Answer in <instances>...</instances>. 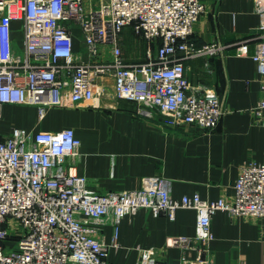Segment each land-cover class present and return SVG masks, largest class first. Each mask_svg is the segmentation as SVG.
Segmentation results:
<instances>
[{
  "label": "built area",
  "instance_id": "1",
  "mask_svg": "<svg viewBox=\"0 0 264 264\" xmlns=\"http://www.w3.org/2000/svg\"><path fill=\"white\" fill-rule=\"evenodd\" d=\"M204 10L200 0H0V120L6 104L35 105L40 118L48 108L96 104L100 81L110 76L116 96L136 102L140 115L157 110L169 126L215 129L222 100L210 86L192 85L186 74V60L222 49L191 39ZM255 10L262 33L252 58L263 84L253 112L264 126V0H255ZM16 20L22 21V48L13 39ZM127 27L149 44L142 61L130 62L123 54L119 35ZM78 41L84 51L76 49ZM237 53L246 55L247 43ZM80 147L73 128L34 133L14 127L0 133V264H111L109 251L119 245L122 219L141 208L170 219L179 208L195 209L196 235L172 236L168 244L208 254L171 262L146 249L136 264H211L209 247L198 244L214 238L212 217L219 210L258 218L264 233V158L242 164L231 200H205L198 193L177 199L162 175L145 177L133 190L90 189L76 170ZM107 222L115 231L110 244L99 236V225Z\"/></svg>",
  "mask_w": 264,
  "mask_h": 264
},
{
  "label": "crops",
  "instance_id": "2",
  "mask_svg": "<svg viewBox=\"0 0 264 264\" xmlns=\"http://www.w3.org/2000/svg\"><path fill=\"white\" fill-rule=\"evenodd\" d=\"M200 1L205 10L191 39L197 46L216 42L222 49L213 56L186 60V74L192 85H208L222 100L224 113L215 129L205 131L189 123L169 126L157 110L151 116L140 115L136 102L116 96L114 79L108 76L100 81L96 104L81 101L48 108L43 118L35 105H4L0 133L8 135L14 127L34 133L73 128L81 140L76 170L98 193L138 189L145 177L162 175L170 179L174 198L198 193L205 200H231L242 164L264 158V126L253 112L262 98L263 80L252 58L261 40L260 15L255 0ZM21 25L20 20L13 23V39L20 48ZM75 33L80 37L78 30ZM78 43L76 49L84 51ZM242 43H247L246 55L237 53ZM109 49L105 47L106 55ZM196 225L195 209L179 208L170 219L141 208L122 219L119 245L110 248L109 261L136 264L146 249H154L161 260L195 261L208 253L170 246L168 239L193 237ZM99 226V236L112 243L114 226L109 222ZM211 229L214 238L198 244L209 247L211 264H264V233L258 218L219 210Z\"/></svg>",
  "mask_w": 264,
  "mask_h": 264
},
{
  "label": "rangeland",
  "instance_id": "3",
  "mask_svg": "<svg viewBox=\"0 0 264 264\" xmlns=\"http://www.w3.org/2000/svg\"><path fill=\"white\" fill-rule=\"evenodd\" d=\"M75 29L80 32V29L75 26ZM120 44L123 50V54L125 58L130 59V62L142 61L149 48V44L147 41L142 37V35L136 33L132 27L125 28L119 35ZM79 44V43H78ZM82 49V42H80ZM159 43H155L152 45L153 51L156 50ZM202 84V83H200Z\"/></svg>",
  "mask_w": 264,
  "mask_h": 264
}]
</instances>
